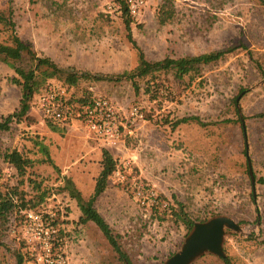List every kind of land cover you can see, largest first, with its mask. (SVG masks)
<instances>
[{"label": "rangeland", "instance_id": "rangeland-1", "mask_svg": "<svg viewBox=\"0 0 264 264\" xmlns=\"http://www.w3.org/2000/svg\"><path fill=\"white\" fill-rule=\"evenodd\" d=\"M163 1L147 0L141 14L133 16L132 39L147 59L235 50L182 79L171 73L137 79L136 92L131 80L103 79L138 63V50L115 1L0 0V9L14 24L6 28L0 23V41L10 42L14 30L39 56L88 76L75 85L63 77L48 78L28 114L0 130V191L16 192L15 202L26 204L0 220V264H17L19 254L23 264H46L29 231L28 211L55 225L54 249L66 254L67 264H126L94 222L80 221L77 201L64 190L68 176L86 198L93 193L104 147L117 168L96 207L134 264H164L181 249L189 231L172 215L177 202L194 218L225 215L244 230L227 228L223 248L234 264H258L264 256V72L258 68L264 70V5L256 0H170L176 18L161 25L157 11ZM15 76L12 67L0 62V122L20 107L22 91ZM51 81L74 99L69 102L73 121L55 123L39 110L38 95ZM94 94L108 97L119 110L121 137L113 148L90 132L81 116L80 99ZM134 108L142 117L133 114ZM191 116L199 120L176 124ZM13 149L33 160L25 175L4 160ZM190 264L223 261L205 252Z\"/></svg>", "mask_w": 264, "mask_h": 264}, {"label": "trees", "instance_id": "trees-1", "mask_svg": "<svg viewBox=\"0 0 264 264\" xmlns=\"http://www.w3.org/2000/svg\"><path fill=\"white\" fill-rule=\"evenodd\" d=\"M113 1L120 5L124 22L129 30L130 40L134 43L138 50V63L132 70H125L119 74L105 76L103 79L114 80L117 82L124 79L131 80L136 92H139L140 85L137 79H145L146 77L157 79L161 73H171L175 78L182 79L186 74L195 70L199 65L217 62L222 59L226 53L235 50V47H231L225 50H215L198 55H186L178 58L167 56L160 60L151 61L147 59L145 52L137 46L136 42L132 39L131 24L133 22V16L129 11L126 0ZM256 1L264 5V0ZM176 15L175 5L170 0L163 1L157 11V19L161 25L171 23L176 18ZM0 23L7 26L6 28H8V26H14L11 18L6 15L4 10L1 9ZM9 39L10 42L0 41V62L7 63L14 69L17 76L13 77L12 80L21 87L22 97L20 107L0 122V130H8L10 128V124L15 119L20 121L22 117L28 114L31 108V100L41 91V86L48 78L63 77L64 83L75 85L81 77H88L86 74H79L77 72H72L59 67L57 63L47 56H39L33 50L32 45L22 40L14 30H12ZM24 59H29L30 63L23 65L21 62L24 61ZM258 68L264 72L263 67L260 64H258ZM148 87H151V85L148 84ZM71 101H74V99L69 100V102ZM80 101V106H83L90 100L88 96H84V98L80 99ZM235 108L239 113V107L237 104ZM194 119L199 120L196 116L184 117L177 120L176 124L188 122L189 120ZM240 120L243 133L246 137V124L243 122V119L240 118ZM245 153H247V150H245ZM3 156L5 161L12 165L13 168L17 169L20 176L25 175L28 167L33 163L31 158L25 156L18 149L6 151ZM49 161H51V159H49ZM116 168L117 160L114 158L112 152L108 148L104 147L102 149L101 171L95 179L93 193L86 198L83 192L77 187L74 180L68 176L64 177V190H67L70 196L77 201V205L81 211L80 221L83 223L88 221L94 222L113 247L114 251L118 254L119 259L126 264H134L129 254L126 250H124L121 242L119 241L120 235L114 232L104 216L96 207L97 199L107 188L110 177ZM16 195V192L3 193L0 191V220L6 219L8 214H11L15 207H17L18 210L26 208V204H22V202L21 204H18V202H15ZM172 215L176 218V221H182L187 232L193 228L194 223L197 220H205L208 218L205 217L198 219L192 217L185 209L183 203L180 202H177V207L173 208ZM222 261L223 264H234L229 255L222 257ZM23 263L24 258L21 254H19L17 264Z\"/></svg>", "mask_w": 264, "mask_h": 264}, {"label": "built area", "instance_id": "built-area-1", "mask_svg": "<svg viewBox=\"0 0 264 264\" xmlns=\"http://www.w3.org/2000/svg\"><path fill=\"white\" fill-rule=\"evenodd\" d=\"M132 16H139L146 6L147 0H126ZM69 98L66 88L51 81L37 98V106L42 114L51 121L59 124H66L73 121L74 111L69 105ZM83 121L90 132L97 138L103 140L109 148L119 143L120 115L118 108L111 99L102 95L94 94L90 101L80 107ZM133 114L142 117L137 108ZM30 222L29 231L33 234L39 246L43 249L46 264H67L68 257L62 251H55L53 243L57 240V229L51 222H46L40 214L33 211L26 212Z\"/></svg>", "mask_w": 264, "mask_h": 264}, {"label": "water", "instance_id": "water-1", "mask_svg": "<svg viewBox=\"0 0 264 264\" xmlns=\"http://www.w3.org/2000/svg\"><path fill=\"white\" fill-rule=\"evenodd\" d=\"M227 228L236 232L244 231L232 218L225 215H214L203 222L196 221L181 249L169 257L164 264H190L205 252L225 257L223 246L227 237Z\"/></svg>", "mask_w": 264, "mask_h": 264}, {"label": "crops", "instance_id": "crops-1", "mask_svg": "<svg viewBox=\"0 0 264 264\" xmlns=\"http://www.w3.org/2000/svg\"><path fill=\"white\" fill-rule=\"evenodd\" d=\"M115 4H117V3L115 2ZM263 260H264V256H263V257L260 256V257H258V259H257V263H258V264H261V262H263Z\"/></svg>", "mask_w": 264, "mask_h": 264}]
</instances>
